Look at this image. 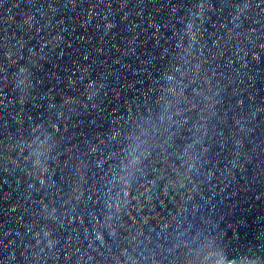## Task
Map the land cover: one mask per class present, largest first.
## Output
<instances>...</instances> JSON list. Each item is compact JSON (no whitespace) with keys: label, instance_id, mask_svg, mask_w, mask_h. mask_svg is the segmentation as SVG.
I'll return each mask as SVG.
<instances>
[{"label":"water","instance_id":"1","mask_svg":"<svg viewBox=\"0 0 264 264\" xmlns=\"http://www.w3.org/2000/svg\"><path fill=\"white\" fill-rule=\"evenodd\" d=\"M0 264H264V0H0Z\"/></svg>","mask_w":264,"mask_h":264}]
</instances>
